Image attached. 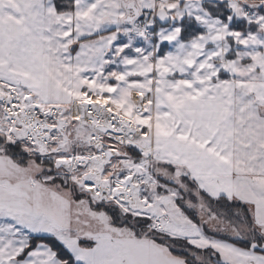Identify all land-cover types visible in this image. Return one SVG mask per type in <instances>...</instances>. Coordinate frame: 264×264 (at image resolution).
<instances>
[{"label":"snow or ice","instance_id":"obj_1","mask_svg":"<svg viewBox=\"0 0 264 264\" xmlns=\"http://www.w3.org/2000/svg\"><path fill=\"white\" fill-rule=\"evenodd\" d=\"M0 264H264V0H0Z\"/></svg>","mask_w":264,"mask_h":264}]
</instances>
